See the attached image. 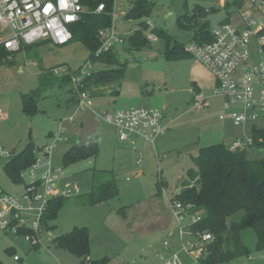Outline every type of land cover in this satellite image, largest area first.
Here are the masks:
<instances>
[{"label":"rangeland","instance_id":"374dc122","mask_svg":"<svg viewBox=\"0 0 264 264\" xmlns=\"http://www.w3.org/2000/svg\"><path fill=\"white\" fill-rule=\"evenodd\" d=\"M132 1L136 0L120 1L124 8L119 10L115 22L125 40L117 51L126 70L125 76L119 83L104 89L107 92L104 98L93 97L96 91L92 95L89 93L87 104L91 110L104 108L121 95V99L129 103L127 109L140 108L138 97L155 95L160 100L159 110L171 122L169 128L156 140L153 151L149 146L145 147L142 157L137 154L139 151L121 143L113 127L105 122H96L92 118L88 121L87 116L82 127L80 123L86 114L83 112L80 120L71 123V133L63 134V138L74 137L78 145L96 141L99 144L97 159L66 166L63 157L70 146L66 142L58 144L51 159L41 158L44 163L51 162L52 168L62 171L63 186L76 184L81 198L72 196L67 200L51 223V234L41 235L42 246L38 248L24 238H16L0 230V264H80L81 260L76 256L57 249L53 240L83 227L90 232V259L93 262L167 264L177 256L180 264H197L195 256L184 250V246L189 248L200 242L199 237L197 239L190 231L193 220L190 216L184 217L180 224L167 203L184 189L188 172L195 169L193 159L199 155V145L216 143L208 138L215 131L214 124L222 121L214 100H210L213 95L205 96L210 108L193 107L190 66L197 61L169 62L164 59V54L168 48L187 46L193 40V32L178 25L179 17L189 16L195 22L206 18L210 28L215 29L226 19L235 24L240 10L235 6V0H147L153 5L152 15L128 20L126 15L132 8ZM241 9L263 19L264 10L259 13L248 1ZM142 22L151 24L143 32L144 38L152 35L157 41L134 48L130 40ZM159 31H164L165 35H159ZM250 48L256 57L258 47L255 40H252ZM90 59L91 52L79 42L61 47L42 42L13 54L11 65L0 66V114L7 116V120L0 118V145L8 154L0 158V187L5 192L19 197L25 186L33 183L30 169L21 173V183H14L6 175L5 165L30 144H33L37 155L51 142L50 134L58 132L61 121L68 119L78 107L77 91L70 81L62 87V80L71 78L84 68L92 73L105 68H120L99 63L91 65ZM62 67L67 72L54 73V69ZM28 99L36 105L32 116L23 111L24 100ZM215 99L218 102L219 98ZM123 108L125 106L120 109ZM255 124L264 129V117L256 120ZM98 130V137L90 138L91 133ZM239 139L237 142L243 146H248L249 142L252 145V131L247 138ZM197 143L200 144L197 146ZM247 157L251 160L264 158V148L248 146ZM95 169L118 171L119 194L108 202L91 205L84 197L91 192ZM41 172L37 173V178L41 177ZM160 179L165 185L159 194L157 185ZM181 231L186 233L183 243ZM242 241L250 254L237 258L232 264H264V251L257 249L252 229L242 232ZM14 256L21 262H15Z\"/></svg>","mask_w":264,"mask_h":264},{"label":"built area","instance_id":"2783aa9c","mask_svg":"<svg viewBox=\"0 0 264 264\" xmlns=\"http://www.w3.org/2000/svg\"><path fill=\"white\" fill-rule=\"evenodd\" d=\"M121 0H114L110 12L112 24L99 31L100 48L96 56L109 53L125 43L118 32L115 22L121 9ZM256 9L264 10V0H248ZM50 6V7H49ZM48 9L45 11V9ZM106 4L100 2L94 11L102 14L106 11ZM239 23H222L212 29L213 40L210 43L199 44L191 41L185 46L186 53L205 67L216 79L218 85L213 97L224 101L226 113L220 118L229 117L235 127H243L248 122H255L264 113V51L263 39L260 33L264 29V15L260 20L251 12L239 9ZM86 13L80 0H0V46L12 55L21 52L25 47L42 42H51L56 46H66L72 41L71 26L81 20ZM148 27L151 26L147 23ZM150 42H156L155 36H148ZM256 41L257 54L253 57L250 44ZM91 65L93 64L90 61ZM67 72V69L56 68L54 73ZM93 73L86 68L78 74L71 75V83L79 96L76 111L66 122H76L81 114L89 109L87 100L89 93L83 90V82ZM209 106L208 98L200 93L194 94L193 107L203 109ZM97 120H102L115 128L118 139L127 142L137 136L145 143L155 146L156 140L164 135L168 128L163 113L153 108H128L114 112L94 111ZM2 120L7 116L0 114ZM64 121L60 123L57 133L51 142L38 151V159L30 168L33 183L25 186L21 195H11L0 187V230L16 238H24L33 247L42 246L43 230L41 220L50 200L54 198H70L80 195V188L76 185H59L63 173L60 169L51 167V159L59 143L64 138ZM251 146V143H248ZM241 142H236L230 149H246ZM0 145V158L6 157ZM45 168L40 178L37 173ZM169 208L181 224L184 217L190 216L193 224L200 221L198 213H192L190 204L184 205L177 200L168 201ZM199 244L184 247L190 255L195 256L200 263L204 253V244L212 241V236L205 233L199 236ZM168 246V244L166 243ZM14 261L21 259L14 256ZM87 264H90L89 262ZM167 264H180L175 256Z\"/></svg>","mask_w":264,"mask_h":264},{"label":"trees","instance_id":"16d2710c","mask_svg":"<svg viewBox=\"0 0 264 264\" xmlns=\"http://www.w3.org/2000/svg\"><path fill=\"white\" fill-rule=\"evenodd\" d=\"M86 13L81 20L72 25V41L79 42L91 52L90 61L106 67L119 69H103L93 73L83 82V90L91 95L94 90L119 83L125 76L124 65L119 61L118 52L113 49L107 54L96 56L100 48L99 31L110 27L114 0H80ZM248 0H235L239 9ZM106 4V11L95 14L98 4ZM132 8L126 15L128 20L149 18L153 13V5L147 0L132 1ZM189 16L179 17L178 25L192 31L193 40L199 44L210 43L213 40L209 21L199 19L194 21ZM200 21V22H199ZM222 23H230L226 19ZM221 23V24H222ZM140 29L131 38L134 48L146 46L149 41L144 38L143 32L148 28L142 22ZM165 35L164 31L157 32ZM264 41V29L260 33ZM31 47V46H28ZM25 47L24 50L28 49ZM264 51V42H263ZM11 54L0 46V66L11 65ZM191 58L185 51L184 45L167 49L164 59L177 62ZM121 66H123L121 68ZM71 78L62 80V87L66 86ZM72 84V83H71ZM194 91L197 90L194 88ZM36 105L33 100H24L23 111L27 115H34ZM252 148H264V130L252 131ZM99 154V145L90 142L85 145L72 147L64 154L63 162L66 166L77 164L88 159H96ZM33 144L28 145L24 151L13 157L6 165L5 172L14 183H21V173L30 169L37 161ZM195 169L188 172L185 187L175 197V200L184 205L192 206V213L200 215V221L193 224L190 231L192 235L199 236L208 233L212 241L204 244V253L200 258L201 264H232L239 257L248 256L250 250L242 241V232L252 229L256 236V247L264 251V158L251 160L247 157V148L231 150L229 147L218 144L202 147L198 157L193 159ZM91 192L84 197L91 205H98L114 199L119 194L118 177L113 171H99L93 173ZM164 186L163 180L157 185L158 193ZM80 197V196H79ZM81 198V197H80ZM69 198H54L49 201L41 220L44 233H51V223L58 217L61 209ZM57 249L66 251L81 260L80 264H108L107 260L93 262L90 260V232L86 227L75 228L73 231L53 240ZM38 248V247H34Z\"/></svg>","mask_w":264,"mask_h":264},{"label":"crops","instance_id":"0c3cea01","mask_svg":"<svg viewBox=\"0 0 264 264\" xmlns=\"http://www.w3.org/2000/svg\"><path fill=\"white\" fill-rule=\"evenodd\" d=\"M121 6V9H123L124 7L122 5ZM229 22L232 23V21L229 19ZM239 23V19L236 21L235 24H238ZM234 24V23H233ZM151 42L149 41V44ZM116 51L119 50V47H117L115 49ZM189 59H193V58H189ZM189 59H185V60H182V61H186V60H189ZM179 62V61H177ZM190 80L192 82V88H193V96L192 98H194V94L196 93H200L204 96H207L208 98L211 97L216 88H217V81L215 79V77L205 68L203 67L200 63L198 62H195L193 64H191L190 66ZM194 88L197 90V92L194 91ZM101 89V92H98V90ZM100 89H96L94 91H96L97 93L93 95V97H100V98H104L106 97L107 95V92H105L104 89H106V87L104 88H100ZM104 91H103V90ZM213 93V94H212ZM117 95V94H116ZM121 95H119L113 102L109 103L107 106H105L104 108H98V109H94V110H91L90 108L85 111V116L82 118L81 120V123L80 125L83 127L86 120H87V116H89L88 119L92 118L94 121H102V120H97V118L95 117L94 115V111H108V112H114L116 110H119L121 107L125 106V108L123 109H127L126 106H129L127 103H125L123 99H121L120 97ZM217 97H212L210 98V100L212 99L213 103H214V106L215 108L217 109V112L218 114L220 115V117L226 113L225 111V108H224V101L219 98L218 102H217V99H215ZM139 100V105L142 106L143 108H153V109H160V100L159 98H157V96H142V97H138L137 98ZM221 99V100H220ZM159 100V101H158ZM163 101L165 100V98L162 99ZM216 100V101H215ZM162 101V106L166 109V105H165V102ZM210 108V103H209V106L206 107V109ZM76 109H77V106H76ZM76 109L73 111V113L76 111ZM204 109V108H203ZM219 117L220 121L222 122H219L218 124H214V133H212V135L208 138L210 142H216V143H211L210 145H206L208 143H205L203 146L200 144L197 143V146L199 145V150L200 148L202 147H208V146H212V145H218V144H223L227 147H231L233 144H235L237 141H239L241 137H244V138H247L249 136V134L251 133V131H253L254 129H258V130H264V129H259L255 122H248L245 126L243 127H235L232 120L229 118V117H226L225 120H221V118ZM264 117V113L262 114V116L260 118ZM81 117H79L78 120H80ZM259 118V119H260ZM164 121H165V124L168 125V128L171 124V122L168 120L167 116L164 115ZM67 119L65 120H62L64 121V126H65V133L64 135L67 133L69 134V132L71 133L72 129H71V123L70 122H66ZM77 120V121H78ZM61 121V122H62ZM88 121H91L88 120ZM104 122V121H103ZM106 123V122H105ZM108 124V123H106ZM110 125V124H108ZM112 126V125H110ZM113 127V126H112ZM167 128V129H168ZM113 129L115 130V128L113 127ZM116 132V131H115ZM74 133H72L73 135ZM54 134L51 133L50 134V140L52 139V136ZM76 135V134H74ZM99 135V130L96 131V132H93L91 133V137L90 138H97ZM117 135V133H116ZM71 137V136H70ZM249 140V139H248ZM120 141V140H119ZM62 142H66L67 144H70L69 146V150L72 148V147H75V146H81V145H85V144H88L90 142H96V141H89L87 143H82L81 145H78L75 143L74 141V137L71 139V138H68V139H64ZM121 142V141H120ZM97 143V142H96ZM123 144H126L127 146H129V148L133 151H139V153L137 154H141V156L143 157V152L145 150V147H150L151 150H152V146L145 143L141 138L137 137V136H133L130 138L129 141L127 142H121ZM98 144V143H97ZM142 144V146L139 148V145ZM99 145V144H98ZM135 148V149H133ZM248 149V148H247ZM68 150V151H69ZM198 150V152H199ZM67 151V152H68ZM153 151V150H152ZM128 152H131L129 149H128ZM132 153V152H131ZM129 155V154H128ZM131 156V155H130ZM97 159V158H96ZM97 163V162H96ZM45 168L43 167L42 168V172ZM41 171V170H40ZM39 171V172H40ZM100 171V170H99ZM41 172V173H42ZM116 175L119 174L118 171L115 173ZM141 172L138 173L139 176H141ZM62 180H64V176L62 177ZM61 180V182L59 183V185H62L63 181ZM92 180H93V177H92ZM164 185H165V182H164ZM63 186V185H62ZM80 195L78 196H75L76 198H79ZM168 204V203H167ZM168 208H169V205H168ZM170 210V208H169ZM171 212V210H170ZM171 214L173 215V217L177 220V218L174 216V214L171 212ZM48 234H51L50 232ZM186 233H184L183 231L180 232V238H181V241L183 243V239H184V236H185ZM185 247V246H184ZM90 258V257H89ZM91 260V259H90Z\"/></svg>","mask_w":264,"mask_h":264},{"label":"snow or ice","instance_id":"6c2138e0","mask_svg":"<svg viewBox=\"0 0 264 264\" xmlns=\"http://www.w3.org/2000/svg\"><path fill=\"white\" fill-rule=\"evenodd\" d=\"M50 7V6H49ZM48 9L46 8L45 11H47Z\"/></svg>","mask_w":264,"mask_h":264}]
</instances>
